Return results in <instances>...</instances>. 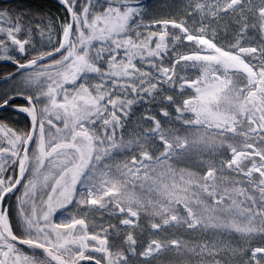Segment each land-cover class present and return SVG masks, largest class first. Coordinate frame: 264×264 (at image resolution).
Segmentation results:
<instances>
[{"label": "snow or ice", "instance_id": "snow-or-ice-1", "mask_svg": "<svg viewBox=\"0 0 264 264\" xmlns=\"http://www.w3.org/2000/svg\"><path fill=\"white\" fill-rule=\"evenodd\" d=\"M0 62V264H264V0H0Z\"/></svg>", "mask_w": 264, "mask_h": 264}, {"label": "trees", "instance_id": "trees-1", "mask_svg": "<svg viewBox=\"0 0 264 264\" xmlns=\"http://www.w3.org/2000/svg\"><path fill=\"white\" fill-rule=\"evenodd\" d=\"M38 2H43V0H38ZM51 4H55V0H51ZM52 10L56 11L54 7L52 8ZM5 70L14 71V68L8 63L0 62V75H3L5 73Z\"/></svg>", "mask_w": 264, "mask_h": 264}]
</instances>
